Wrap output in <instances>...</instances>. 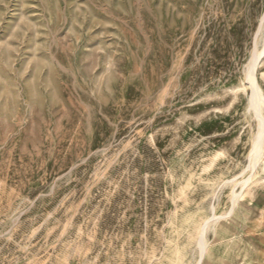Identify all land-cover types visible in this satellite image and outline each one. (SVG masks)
Returning <instances> with one entry per match:
<instances>
[{"label":"rangeland","instance_id":"obj_1","mask_svg":"<svg viewBox=\"0 0 264 264\" xmlns=\"http://www.w3.org/2000/svg\"><path fill=\"white\" fill-rule=\"evenodd\" d=\"M263 45L264 0H0V264H191L213 215L264 264Z\"/></svg>","mask_w":264,"mask_h":264},{"label":"bare ground","instance_id":"obj_2","mask_svg":"<svg viewBox=\"0 0 264 264\" xmlns=\"http://www.w3.org/2000/svg\"><path fill=\"white\" fill-rule=\"evenodd\" d=\"M264 56V45L261 51H258L256 48L253 51L251 60L247 65L245 77L247 86L250 89V95L248 98V108L250 112L254 115L256 123H257V132L254 137V147L250 151L249 164L254 168L257 166L258 162L263 157V146H264V115L262 111L264 110V95L262 90L260 89L256 77L255 72L256 68L260 62V59ZM248 179L242 181L240 192L233 193V199L239 197L242 193L243 188L248 184ZM234 204V202H233ZM221 216H215L208 218L202 226L199 238L196 243L197 254L194 261L191 264H204L206 260V255L208 254L209 244L205 240V233L211 222L215 223L219 220ZM212 256H216V254H212ZM229 259V258H228ZM223 264H235L230 259L224 262Z\"/></svg>","mask_w":264,"mask_h":264}]
</instances>
